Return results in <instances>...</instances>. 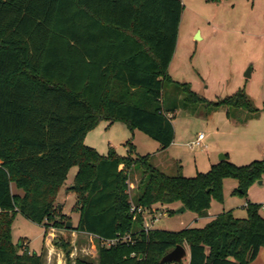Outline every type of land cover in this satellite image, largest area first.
Returning a JSON list of instances; mask_svg holds the SVG:
<instances>
[{
  "label": "trees",
  "instance_id": "trees-1",
  "mask_svg": "<svg viewBox=\"0 0 264 264\" xmlns=\"http://www.w3.org/2000/svg\"><path fill=\"white\" fill-rule=\"evenodd\" d=\"M93 1L0 0V264H44L43 251L30 253L22 240L13 245L10 227L21 213L45 233L64 229L56 201L73 167L78 170L69 190L79 214L73 230L98 243L96 262L76 258L74 264H161L179 245L187 247L189 259L170 264H250L264 248L260 204L246 203L242 220L226 211L203 228L179 232H145L142 215L130 208L179 204L203 217L212 199L222 203L227 178L237 181L234 194L246 196L264 176V160L238 167L225 157L206 173L185 178L160 172L148 155L132 158L130 141L126 157L114 148L101 155L84 144L101 121L120 122L146 134L161 152L174 140L176 111L206 103L168 76L180 0H100L104 11ZM96 23L107 44L92 47ZM212 107H226L228 115L231 108L256 112L241 90ZM133 166L141 180L130 197ZM124 236L129 243L121 242ZM115 239L114 245L102 243Z\"/></svg>",
  "mask_w": 264,
  "mask_h": 264
},
{
  "label": "rangeland",
  "instance_id": "rangeland-1",
  "mask_svg": "<svg viewBox=\"0 0 264 264\" xmlns=\"http://www.w3.org/2000/svg\"><path fill=\"white\" fill-rule=\"evenodd\" d=\"M180 1L183 10L168 76L174 83L187 84L206 103H197L188 109L176 111L171 120L174 140L156 156L153 153L159 146L155 141L139 130H127L120 122L107 127L106 122L101 121L92 130L85 145H93L88 147L101 155H106L110 148H114L118 156L126 157L129 148L125 144L130 141L135 147L132 158L148 155L154 168H162L168 176L179 174L185 178L206 173L216 153L226 152L230 162L238 167L264 160V0ZM248 69L250 77L245 78L244 73ZM239 90L248 96L255 113L244 108H231L229 118L223 111L226 107H212L213 103ZM199 134L204 135L201 146L190 148L189 144ZM77 170L73 167L68 172L56 201L57 211L65 217L64 222H71V229L48 228L46 236L52 239L51 248L54 246L58 254L51 252L50 256L44 250V264H57L59 259L67 264V260L72 263L76 258L97 261L94 259L92 243L87 237L74 244L71 241L79 216L73 211L77 198L69 189ZM140 177V170L133 166L127 182V194L130 197H133ZM260 182L253 184L246 196L242 197L230 193L231 189L226 182L224 189L222 187V203L212 199L206 214L210 216L220 213L224 208L225 197L226 205L233 208L237 215L245 214L244 202H264V177ZM12 191L20 193L14 186ZM177 206L170 204L162 207L167 215L158 217L155 226L170 232L205 226L206 220L198 218L195 212L186 210L177 214ZM260 214L264 217V210L260 209ZM10 229L13 245L17 246L19 240H23L27 242L30 253L42 252L45 230L41 225L33 224L18 213Z\"/></svg>",
  "mask_w": 264,
  "mask_h": 264
},
{
  "label": "crops",
  "instance_id": "crops-1",
  "mask_svg": "<svg viewBox=\"0 0 264 264\" xmlns=\"http://www.w3.org/2000/svg\"><path fill=\"white\" fill-rule=\"evenodd\" d=\"M93 3H94V7L95 8H97V9H101V11H104L107 7H106V3H103V1H101L100 2V0H94L93 1ZM181 3H182V1H181ZM96 25V27L94 28V29H91V35H93V37L90 39V42H93V45H91L92 47H94L95 45H97V44H99V43H105V45L107 44V38H105L103 41H102V39H100L99 38V35H98V33H99V31H100V29L98 28V25H97V23L95 24ZM224 112H226V115L228 116V112H227V109H225L224 108V110H223ZM229 118H230V116H228ZM107 124V127H109V124L108 123H106ZM93 131H91V132H89L87 135H86V137H85V139H84V144H87L86 142H87V138L89 137V135L92 133ZM197 138V137H196ZM194 141V140H193ZM108 143L109 142H107V147H108ZM87 146H91V147H94L93 145H91V144H88ZM96 148V147H95ZM162 151H164V150H161V152ZM160 151H159V149H157V151H155L153 154H154V156H156L157 154H159V153H161ZM218 154V156L221 154V155H223L224 156V159H225V157L227 158V160H229L228 159V157H227V153L225 152V153H216L214 156H213V158H212V161H211V164H210V166L211 165H213V164H217V163H219V160H217L216 159V155ZM230 161V160H229ZM155 168L157 169V170H159L160 172H163V169L162 168H160V167H157V166H155ZM210 168V167H209ZM164 173V172H163ZM264 177V176H263ZM226 182H228V185H229V189H231L230 190V193H232L236 188H237V181H233V182H231V181H229L228 179H225L224 180V182H223V185H222V187H223V189H224V186H225V183ZM262 182H260V183H258V184H261ZM13 192V191H12ZM14 194H16V195H21L22 194V192L20 191V193H14ZM224 196H225V193H224ZM225 201H226V203H227V198L225 197V200H224V203H223V205H224V208H223V210L220 212V213H215V214H213V215H208V213L207 214H205L204 216H203V218L206 220V224L205 225H207V223L208 222H210V220L211 219H213V218H215L216 216H218V215H220V214H222V213H226V211H231L232 212V215H233V217L234 218H236V219H240V220H242L243 218H245L246 217V207H245V205H246V203H248V202H250V203H252V204H260V205H263L264 204V202H256V201H246V202H244V205H243V207L245 208V214H243V215H241V216H239V215H237L236 214V212L234 211V209L233 208H230L229 206H227L226 205V203H225ZM178 206H177V209L178 208H180L181 206L179 205V204H177ZM152 210H154V211H157V213H159V214H162L163 213V216H165V215H167V212H165V210H163L162 208H159V207H153V209ZM186 211V210H185ZM184 211V212H185ZM208 212V211H207ZM260 213V212H259ZM261 215V214H260ZM78 216H79V214H78ZM197 217L198 218H202V217H200V216H198L197 215ZM78 219H79V217H78ZM78 222V221H77ZM42 227V226H41ZM43 228V227H42ZM156 229H159V230H162V229H160V228H158V227H156ZM72 237V239H71V241H72V243L74 244L75 242H77L79 239H81V238H83V237H87L88 239H89V241H90V243H92V248H94V259H97V246H98V243H97V238L95 237V236H93V235H90V234H87V233H80V232H77V231H75V230H73V232H72V235H71ZM23 241V240H22ZM51 241H52V239L50 240L49 239V235H47L46 236V233H44V243H43V249H42V251H44V250H46L47 252H48V255H50L51 256V252H53V253H55V254H58V250L57 249H55V247L54 246H52V248H51ZM24 243H25V245L27 244V242H25L24 241ZM76 249H77V247H76ZM84 248H81V250H83ZM187 249V248H186ZM187 252H188V249H187ZM50 258V257H49ZM93 259V258H92ZM187 259H189V257L187 256ZM75 261V260H74ZM74 261L72 262V264H74ZM94 261H96V260H94ZM57 264H64L63 262H62V260L61 259H59V261L57 262ZM250 264H264V248H260L259 249V252H258V257L253 261V262H251Z\"/></svg>",
  "mask_w": 264,
  "mask_h": 264
},
{
  "label": "built area",
  "instance_id": "built-area-1",
  "mask_svg": "<svg viewBox=\"0 0 264 264\" xmlns=\"http://www.w3.org/2000/svg\"><path fill=\"white\" fill-rule=\"evenodd\" d=\"M203 139H204V135L203 134H199L197 136V138L194 141H192V143L189 144L190 148H193L194 146L200 147ZM261 209L264 210V204L261 205ZM130 210L132 212H135L137 214L142 215V217H143V226H144L143 229H144L145 232H147L149 230L156 229L155 224L159 221L158 217L163 216V213L159 214V213H157V211H154V210H152V211H149V210L144 211V210H141L140 208L136 209V208H134L133 205L131 206ZM120 239H121L122 243H129V241H130L129 236H125V237H122ZM117 241H118V239H115V241H102V243L107 245V246H110V245H114L115 242H117ZM24 245H25V243H24Z\"/></svg>",
  "mask_w": 264,
  "mask_h": 264
},
{
  "label": "water",
  "instance_id": "water-1",
  "mask_svg": "<svg viewBox=\"0 0 264 264\" xmlns=\"http://www.w3.org/2000/svg\"><path fill=\"white\" fill-rule=\"evenodd\" d=\"M244 77L245 78H249L250 77V70L249 69L244 73ZM217 160H219V162L224 161V156L220 154L218 156ZM259 183H260V181H259ZM185 210L186 209H184V207H180V208H178V211L176 213L177 214L178 213H182ZM65 228L66 229H71V222L70 221L66 222ZM187 256H188V252H187L186 247L183 246V245H179L175 249H173L172 251L166 253L163 256V259L161 260V264L179 263L180 261H182Z\"/></svg>",
  "mask_w": 264,
  "mask_h": 264
}]
</instances>
